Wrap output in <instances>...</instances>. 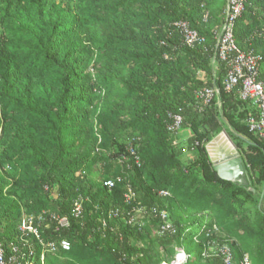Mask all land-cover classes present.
I'll list each match as a JSON object with an SVG mask.
<instances>
[{
    "label": "trees",
    "instance_id": "obj_1",
    "mask_svg": "<svg viewBox=\"0 0 264 264\" xmlns=\"http://www.w3.org/2000/svg\"><path fill=\"white\" fill-rule=\"evenodd\" d=\"M227 1L0 0V240L8 253L18 245L22 264H160L183 248V264H221L212 248L219 243L234 264H264V141L246 124L255 108L237 89L224 90L226 69L215 59ZM178 20L199 44H183ZM234 37L264 58V0H245ZM205 86L218 94L200 111L194 94ZM168 112L183 116L187 146L172 144ZM223 130L241 154L246 185L221 179L206 152ZM98 165L102 179L90 181ZM10 168L21 171L14 182ZM137 205L167 212L175 234L157 235L160 217L129 223ZM24 214L44 218L42 242L65 240L70 249L23 239Z\"/></svg>",
    "mask_w": 264,
    "mask_h": 264
},
{
    "label": "built area",
    "instance_id": "obj_2",
    "mask_svg": "<svg viewBox=\"0 0 264 264\" xmlns=\"http://www.w3.org/2000/svg\"><path fill=\"white\" fill-rule=\"evenodd\" d=\"M245 0H228L225 12V19L219 29L215 32L216 38V54L215 59L222 62L226 69V77L223 81V87L226 92H232L235 89L238 91L239 98L243 101H249L255 113H250L246 119V124L249 130L253 132L259 139L264 141V58L260 52L254 49L243 50L238 46L234 37V28L236 19L240 16L244 8ZM207 17V15H206ZM175 28L182 36V42L185 46L193 48L199 44V35L193 30L189 22L185 20H178L173 23ZM167 58V56H166ZM218 94V90L214 87H201L195 90V101L200 111L209 107ZM169 123L167 125L168 131L174 137L173 145L178 144V136L180 134L183 125V116L177 113L168 112ZM129 152L135 158V162H139V158L136 155L135 149L129 147ZM125 158V157H123ZM121 177L117 179H108L104 181V186L108 188L114 187L117 181H120ZM46 189H48L46 187ZM159 195L168 197L169 192L166 190L159 191ZM124 201L132 204L135 202V193L130 185L124 194ZM132 202V203H131ZM114 211H110V215ZM133 214L129 218V223L142 226L141 223L145 218L160 217L162 224L159 227V235H174L175 227L169 222V217L165 211H157L156 208H146L141 205L133 206ZM72 213L76 218H79L83 214L82 199H77L73 203ZM116 213V212H115ZM55 218V217H53ZM140 218V219H136ZM135 219V222H133ZM44 220L39 217L38 219L33 217H27V219H21L19 225V231L23 239H26L29 234L34 235L45 249H49L51 252L58 251V249L69 250L70 243L68 241H61L60 243H44L40 239L39 224L38 222ZM61 225H66L67 220H59ZM106 226V222H103ZM213 253L220 258L221 264H234L233 253L228 245H221L219 243H212ZM44 255V254H43ZM41 255V262H44L45 256ZM179 255H182L180 258ZM22 257L21 250L18 245L10 246V252L8 253L0 240V264H22L20 259ZM188 259L187 254L183 248L176 250L175 258L167 263L162 262L160 264H183ZM241 264H251L248 258H245Z\"/></svg>",
    "mask_w": 264,
    "mask_h": 264
},
{
    "label": "water",
    "instance_id": "obj_3",
    "mask_svg": "<svg viewBox=\"0 0 264 264\" xmlns=\"http://www.w3.org/2000/svg\"><path fill=\"white\" fill-rule=\"evenodd\" d=\"M218 136H220V133L213 137L205 146L206 152L214 170L221 179L246 185L247 179L245 168L240 158L239 151L234 144L233 151L227 152L225 149H222L223 152H220L216 159L211 156L209 146L215 141L216 138H218Z\"/></svg>",
    "mask_w": 264,
    "mask_h": 264
},
{
    "label": "rangeland",
    "instance_id": "obj_4",
    "mask_svg": "<svg viewBox=\"0 0 264 264\" xmlns=\"http://www.w3.org/2000/svg\"><path fill=\"white\" fill-rule=\"evenodd\" d=\"M226 5V4H225ZM224 8H225V6H224ZM225 10H226V8H225ZM223 15H224V12H223ZM96 125H97V123H96ZM95 125V126H96ZM96 129V128H95ZM221 132H225L226 133V135L228 136V138L231 140V138H230V136H229V134H227V132H226V130H223V131H221ZM220 132V133H221ZM180 134H181V136L179 137V141L181 140L182 141V143L184 142V144H182V145H184V147H185V145L187 146V144L185 143V140L186 139H188V137L189 136H191V132H190V130H188V129H183V130H181L180 131ZM219 134V133H218ZM215 137V136H214ZM98 140H99V137H98ZM232 141V140H231ZM234 144V143H233ZM239 154H240V152H239ZM183 157V160L186 162V163H188L189 161H191V155H190V153H189V151L188 150H186L185 152H184V154L181 156V158ZM193 158V157H192ZM240 158H241V154H240ZM5 169H6V167H5ZM4 169V171H6L9 175H11L10 176V180H11V182H14L16 179L18 180L19 178H20V176H21V171L19 170V169H13V168H10V169H8V170H5ZM101 173H102V170H101V168H100V166L98 165V166H95L94 168H93V170H92V172H90V174L89 173H87V175H86V177L91 181V180H97V181H99V180H101L102 179V176H101ZM246 173V172H245ZM13 175V176H12ZM253 176H254V178H253ZM253 176H251L252 177V179H253V182L254 183H256L257 184V174H254ZM255 179V180H254ZM167 213V212H166ZM167 215H168V213H167ZM27 217H33V218H35L34 216H27V215H22V220L24 219H27ZM168 217H169V215H168ZM136 219H140V218H136ZM133 222H135V219H134V221ZM169 222H171L172 223V221L170 220V217H169ZM141 223H145V220H143ZM157 235H159V234H157ZM160 236V235H159ZM11 246H13V244H11ZM162 255H163V253H162Z\"/></svg>",
    "mask_w": 264,
    "mask_h": 264
},
{
    "label": "bare ground",
    "instance_id": "obj_5",
    "mask_svg": "<svg viewBox=\"0 0 264 264\" xmlns=\"http://www.w3.org/2000/svg\"><path fill=\"white\" fill-rule=\"evenodd\" d=\"M211 156L216 159L217 155L220 152H223L222 149H225L227 152L233 151L234 150V145L231 142V140L228 138L225 132H221L220 136L215 139V141L210 144L209 146ZM182 255H180V258Z\"/></svg>",
    "mask_w": 264,
    "mask_h": 264
},
{
    "label": "clouds",
    "instance_id": "obj_6",
    "mask_svg": "<svg viewBox=\"0 0 264 264\" xmlns=\"http://www.w3.org/2000/svg\"><path fill=\"white\" fill-rule=\"evenodd\" d=\"M236 23V22H235ZM99 142L101 141V137H99V140H98ZM180 142H179V136H178V144H179ZM190 153V152H189ZM190 155H191V153H190ZM106 180H108V179H106ZM105 181V180H104ZM104 181H103V183H104ZM167 263H169V262H167Z\"/></svg>",
    "mask_w": 264,
    "mask_h": 264
},
{
    "label": "crops",
    "instance_id": "obj_7",
    "mask_svg": "<svg viewBox=\"0 0 264 264\" xmlns=\"http://www.w3.org/2000/svg\"><path fill=\"white\" fill-rule=\"evenodd\" d=\"M181 136V134H179V137ZM254 191V189H252Z\"/></svg>",
    "mask_w": 264,
    "mask_h": 264
}]
</instances>
